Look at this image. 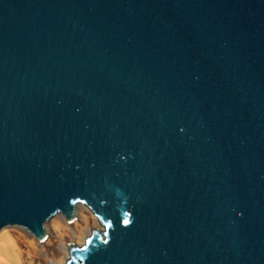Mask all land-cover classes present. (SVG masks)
I'll return each instance as SVG.
<instances>
[{"label":"water","instance_id":"obj_1","mask_svg":"<svg viewBox=\"0 0 264 264\" xmlns=\"http://www.w3.org/2000/svg\"><path fill=\"white\" fill-rule=\"evenodd\" d=\"M78 203L65 264H264V0H0V231Z\"/></svg>","mask_w":264,"mask_h":264},{"label":"rangeland","instance_id":"obj_2","mask_svg":"<svg viewBox=\"0 0 264 264\" xmlns=\"http://www.w3.org/2000/svg\"><path fill=\"white\" fill-rule=\"evenodd\" d=\"M78 204L84 207H81L78 213L76 212L79 220L75 224L67 225V221L60 214L44 223L45 238L48 240L42 244L40 242L43 241L35 240L26 230L16 226L6 227V233L16 241L19 247L20 264H65L68 259L67 245L71 242L74 244L82 242L84 245L90 231L98 228L99 224L84 204Z\"/></svg>","mask_w":264,"mask_h":264},{"label":"bare ground","instance_id":"obj_3","mask_svg":"<svg viewBox=\"0 0 264 264\" xmlns=\"http://www.w3.org/2000/svg\"><path fill=\"white\" fill-rule=\"evenodd\" d=\"M81 207H84L80 204H77V213L80 211ZM86 209V208H85ZM79 220L78 215L76 214V220H73L71 223H67V225H73ZM45 226V224H44ZM7 228H3L0 231V264H20L19 262V247L16 243V241L6 233ZM48 240V238H45L42 243H45ZM39 243V242H38ZM73 242H71L72 244ZM82 242L79 244L77 243V246H82ZM67 257V256H66Z\"/></svg>","mask_w":264,"mask_h":264},{"label":"snow or ice","instance_id":"obj_4","mask_svg":"<svg viewBox=\"0 0 264 264\" xmlns=\"http://www.w3.org/2000/svg\"><path fill=\"white\" fill-rule=\"evenodd\" d=\"M125 223H127V221L125 220Z\"/></svg>","mask_w":264,"mask_h":264}]
</instances>
